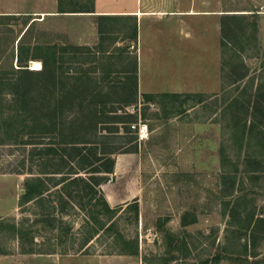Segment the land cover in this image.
Instances as JSON below:
<instances>
[{"label": "rangeland", "instance_id": "1", "mask_svg": "<svg viewBox=\"0 0 264 264\" xmlns=\"http://www.w3.org/2000/svg\"><path fill=\"white\" fill-rule=\"evenodd\" d=\"M13 2L4 4L8 8ZM222 2L223 14H257V43L253 40L242 55L250 78L256 85H264V0ZM31 18L13 16L0 20V68L9 69L10 65L20 68L18 39L28 28L27 46L36 42L75 44L71 40L69 20L58 25H39L37 19L31 21ZM260 32L263 42L259 39ZM87 48L86 63L72 62L74 68L85 64L101 76L100 61L104 62L111 54L117 57L114 66L117 74L113 78L125 80V73L120 72L129 71L130 62L118 58L123 53L118 47L109 46V53L98 52L95 46ZM199 53L193 50L192 59ZM150 60L143 58L140 76V89L148 94L170 93L178 84L188 89L202 80L201 76L180 75L182 69L178 65L174 67L175 74L152 75ZM34 62L41 64L29 61V69L34 68ZM220 64L221 86L216 91L173 92L201 94L206 99L204 102L199 98L186 101L182 97L175 104H160L145 101L146 93H138L137 102L126 107L128 110L135 106L136 122L148 124L149 137L132 143L138 144L137 153L114 156L117 159L131 155L128 161L119 163L117 174L105 175V189L109 193L121 190L125 195L118 203H110L119 208L113 219V231L108 233L96 224L100 235L86 250L82 243L93 226L92 208L83 210L80 204L86 205L88 199H69L66 194L61 197L62 185L55 187L53 181L47 180L49 190L41 201L37 198L22 205L26 181L52 176L41 173L47 168L43 164L46 157L36 153L44 147L30 144L28 136L20 143L0 145V218L29 232L20 240L12 229L2 227L0 248L6 254L0 255V260L39 264L38 259L46 254L81 252L108 255L109 264H264V146L256 135H247L242 141L240 127L225 112L230 92L239 95L241 90H224L230 81L229 68L222 65V56ZM98 216L108 223L109 216L103 213ZM168 233L174 234L180 243L181 250L174 254L169 252ZM117 234L126 240H137L138 255L122 254L125 243ZM31 249L35 253H26ZM216 256L220 257L217 262ZM73 260L76 261L72 264H80L77 258Z\"/></svg>", "mask_w": 264, "mask_h": 264}, {"label": "trees", "instance_id": "2", "mask_svg": "<svg viewBox=\"0 0 264 264\" xmlns=\"http://www.w3.org/2000/svg\"><path fill=\"white\" fill-rule=\"evenodd\" d=\"M61 9L63 13L67 12L65 6ZM10 17L13 16L1 15L0 20ZM255 18V13L222 15L221 56L222 65L229 68L227 76L230 81L224 90H241L239 95L230 92L229 100L225 101V112L230 113L233 122L240 127L242 141L247 135H256L264 146V85H256L250 78V70L242 55L253 40L257 43L258 22ZM28 30L18 39L17 62L20 68L14 69L12 65L9 69L0 68V145L20 143L28 136L30 144L44 147L36 153L46 157L43 164L47 168L41 173L52 176L46 180L36 177L26 181L20 201L22 205L37 198L41 201L49 190L47 180L53 181L55 187L62 185L61 197L66 194L69 199H88L86 205L80 204L83 210L92 208L93 226L83 239L84 248L100 235L96 224L108 233L115 227L113 219L119 208H110L99 189L107 180L105 175L114 172V156L138 152V144L132 145L138 138L130 128L138 116L126 110L138 98L137 58H124L123 53L118 56L130 62L131 67L129 71L120 72L125 73V80H118V77L113 78L117 74L114 69L117 57L109 54L104 62L100 61L103 74L98 76L95 68H87L85 64L75 68L71 65L72 62L86 63L85 51L89 48L54 42H36L27 46ZM134 38H137L136 30ZM100 51L107 52L103 46ZM32 60L40 61L42 67L29 69L28 62ZM182 97L187 98L186 101L192 98H199L200 102L206 100L197 93L144 94L145 101L160 104H175ZM120 103L122 105L118 106ZM47 139L51 142H44ZM57 175L59 178H55ZM100 206L102 208L98 210ZM135 207L138 208L137 202ZM64 210L65 207L62 212ZM102 213L109 216L108 223L99 218ZM3 221L0 218V229H12L20 240L29 235L16 224ZM166 237L171 254L181 250L174 234L168 233ZM117 238H122L125 243L122 254L138 255L137 240H126L120 234ZM26 253H35V250ZM3 254L6 252L0 248V255ZM219 260V256L214 259Z\"/></svg>", "mask_w": 264, "mask_h": 264}, {"label": "crops", "instance_id": "3", "mask_svg": "<svg viewBox=\"0 0 264 264\" xmlns=\"http://www.w3.org/2000/svg\"><path fill=\"white\" fill-rule=\"evenodd\" d=\"M7 1L0 0L4 5H0V16L37 17L30 20L37 19L39 25H58L63 20H69L71 40L75 43L72 45L93 49L95 46L98 52L103 46L107 53L110 48L118 47L119 51H123L124 58L134 55L137 58L138 90L141 94L147 93L140 89L142 60L145 57L151 59L149 66L152 75L175 74L174 67L178 65L182 69L180 75L202 77L197 86L190 85L186 89V85L182 87L178 84L170 93L200 89L216 91L221 86L222 0H14L16 4L13 2L8 8L4 4ZM62 6H65L66 13L62 12ZM259 39L263 42L262 32ZM193 50L200 51L194 59ZM128 157L131 155L115 158L112 175L119 172V163L128 161ZM104 184L99 189L113 209L110 203H118L125 192L109 193ZM93 241L83 250L91 247ZM80 253L46 254L38 259V263L72 264L76 258L80 264L110 262L108 255ZM11 263L0 260V264Z\"/></svg>", "mask_w": 264, "mask_h": 264}, {"label": "built area", "instance_id": "4", "mask_svg": "<svg viewBox=\"0 0 264 264\" xmlns=\"http://www.w3.org/2000/svg\"><path fill=\"white\" fill-rule=\"evenodd\" d=\"M33 69V68H32ZM127 112L135 113V106L130 107ZM131 131L137 136L138 140L143 141L149 137V126L146 122L139 121L130 124Z\"/></svg>", "mask_w": 264, "mask_h": 264}, {"label": "bare ground", "instance_id": "5", "mask_svg": "<svg viewBox=\"0 0 264 264\" xmlns=\"http://www.w3.org/2000/svg\"><path fill=\"white\" fill-rule=\"evenodd\" d=\"M34 68V70H39L40 69V67H41V64L39 63V62H34V66H33Z\"/></svg>", "mask_w": 264, "mask_h": 264}]
</instances>
